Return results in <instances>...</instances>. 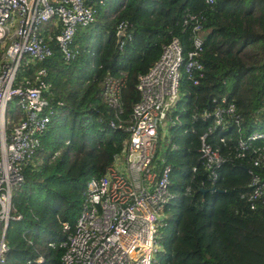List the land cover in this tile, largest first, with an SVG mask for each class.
Listing matches in <instances>:
<instances>
[{"label":"trees","instance_id":"16d2710c","mask_svg":"<svg viewBox=\"0 0 264 264\" xmlns=\"http://www.w3.org/2000/svg\"><path fill=\"white\" fill-rule=\"evenodd\" d=\"M85 1L96 15L90 24L76 25V57L66 62L50 39L49 56L22 61L16 70L15 84L23 88L46 82L44 97L55 113L13 190L9 212L19 218L8 221L2 264H25L38 256L43 257L38 264H61L68 234L63 223L74 226L87 181L103 175L122 152L133 105L141 98L139 76L174 38L187 58L195 36L202 37V65L182 74L169 112L172 123L161 132L154 159L156 168L170 164L173 197L151 264H264V203L251 208L242 196L250 170L264 174V152L252 151L262 141L238 148L264 109V0ZM121 23L125 33L118 41ZM108 77L123 80L116 107L103 95ZM228 104L233 112L222 115L228 128L218 125L208 136L223 158L212 182L199 158V137L212 125L214 112ZM257 158L260 164L254 165Z\"/></svg>","mask_w":264,"mask_h":264},{"label":"built area","instance_id":"2783aa9c","mask_svg":"<svg viewBox=\"0 0 264 264\" xmlns=\"http://www.w3.org/2000/svg\"><path fill=\"white\" fill-rule=\"evenodd\" d=\"M95 15L96 9L85 0H0V264L7 251L4 236L8 221L19 218L9 212L13 190L23 181L22 167L40 147L55 113L44 97L46 82L39 80L24 88L15 84L17 67L22 60L39 62L49 56L50 39L57 42L66 62L74 59L78 54L72 42L76 25L90 24ZM47 20L51 23L44 27ZM125 25L121 23L118 29ZM200 27L197 24L194 29ZM193 48L185 58L179 41L172 39L150 69L139 76L136 87L141 98L133 105L134 121L122 152L103 175L87 181L86 197L74 226L70 229L67 222L63 223L68 234L61 264H151L159 247L157 233L164 224L165 207L173 197L171 166L166 163L156 168L154 159L161 127L165 130L172 123L169 112L178 100L182 74L190 75L202 65V37H194ZM122 85L120 77H108L104 82L103 95L113 107L118 105ZM262 111L255 117L256 127L238 141L239 149L249 148V141L261 140L252 151L264 152ZM223 112L232 113L233 105L216 110L212 125L199 137V158L212 182L223 158L208 136L218 125L228 128L222 121ZM219 139L225 142L223 137ZM256 164H260L258 158ZM250 173L249 190L242 196L254 208L256 203H264V174ZM42 261L38 256L25 264Z\"/></svg>","mask_w":264,"mask_h":264},{"label":"water","instance_id":"95a60500","mask_svg":"<svg viewBox=\"0 0 264 264\" xmlns=\"http://www.w3.org/2000/svg\"><path fill=\"white\" fill-rule=\"evenodd\" d=\"M124 33H125V30H124V29H121V30H119V31L117 32V35H118V41H120V38H121V36H122ZM202 189H203V191L208 190L207 188H202Z\"/></svg>","mask_w":264,"mask_h":264},{"label":"rangeland","instance_id":"374dc122","mask_svg":"<svg viewBox=\"0 0 264 264\" xmlns=\"http://www.w3.org/2000/svg\"><path fill=\"white\" fill-rule=\"evenodd\" d=\"M16 26V25H15ZM15 26H14V28H15ZM23 61V60H22ZM21 61V62H22ZM44 70V69H43ZM48 101V100H47ZM8 105H10V103H8ZM161 131H162V133H163V131H164V133H167V131H168V127H165V130H163V127H161ZM157 235H158V233H157Z\"/></svg>","mask_w":264,"mask_h":264},{"label":"clouds","instance_id":"9594fccd","mask_svg":"<svg viewBox=\"0 0 264 264\" xmlns=\"http://www.w3.org/2000/svg\"><path fill=\"white\" fill-rule=\"evenodd\" d=\"M124 30H125V29H124ZM118 31H119V29H118ZM118 31H117V32H118ZM255 127H256V124H255ZM255 127H254V128H255Z\"/></svg>","mask_w":264,"mask_h":264}]
</instances>
